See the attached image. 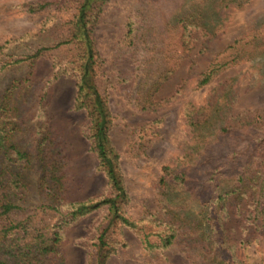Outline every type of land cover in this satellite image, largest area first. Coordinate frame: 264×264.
<instances>
[{
	"label": "rangeland",
	"instance_id": "374dc122",
	"mask_svg": "<svg viewBox=\"0 0 264 264\" xmlns=\"http://www.w3.org/2000/svg\"><path fill=\"white\" fill-rule=\"evenodd\" d=\"M175 3L108 0L101 10L93 11L97 81L113 116L110 138L120 153L131 198L126 210L134 219L150 217L151 213L165 219L170 216L167 212L173 205L164 201L160 187L166 165L191 161L199 165L201 156H207L222 170L236 174L264 136V0L230 6L224 26L214 36L198 30L192 39L183 36L181 26L169 28ZM78 7L77 0H0V46L6 45L5 52L16 57L51 47L69 36L70 20ZM136 14L141 15V22L145 18L142 25L150 36L148 42L137 39L132 43L126 35L131 16ZM77 48L69 45L47 51L32 71L23 67L0 76L3 87L10 77L31 74L38 95H46L44 111L37 114V103L32 102L23 116L30 124L39 114L48 121L65 161V196L70 200L110 193L108 179L90 147L87 112L76 107ZM155 57V62L163 61L175 71L156 94L160 105L145 110L138 80ZM217 66L212 80L201 85L202 75ZM196 170L189 187L194 195L210 179L204 166ZM179 202L178 211L189 203L185 199ZM247 206L246 201L228 204L222 235L235 243L216 256L232 258L234 264H264V237L260 233L254 232V241L241 243L246 227L243 209ZM198 215L194 210L192 223L180 228L175 243L166 250L146 249L136 232L114 227L115 249L108 264H215V253L200 237ZM107 216V208H101L65 230L61 245L65 264H96V243ZM218 240L222 246L223 240Z\"/></svg>",
	"mask_w": 264,
	"mask_h": 264
},
{
	"label": "trees",
	"instance_id": "16d2710c",
	"mask_svg": "<svg viewBox=\"0 0 264 264\" xmlns=\"http://www.w3.org/2000/svg\"><path fill=\"white\" fill-rule=\"evenodd\" d=\"M77 1L78 12L70 20V34L66 39L22 57L5 52L7 46L1 45L0 76L8 70H21L23 67L32 71L36 61L47 51L62 46H78L76 107L87 112L90 147L108 179L110 193L82 200L68 199L65 196V161L48 121L39 114L35 115L37 121L30 124L23 116L32 102L37 103L36 113L44 111L46 95H38L31 74L10 77L3 87L0 83V264H65L61 248L65 230L101 208H107L108 222L98 236L96 264H108L111 250L115 249L113 234L124 227L136 232L146 249L166 250L175 243L180 228L192 223L194 210L199 211L196 225L202 231L200 237L215 253L212 260L215 264H234L232 258L226 260L224 256L220 259L216 256L222 248L232 249L231 245L235 243L230 244L222 235L223 214L230 202L246 201L248 204L247 209H243L246 227L241 243L254 241V232L264 237V136L254 155L243 162V168L236 174L228 169L222 170L214 161L201 155L199 165L192 161L166 165L160 177V187L164 201L173 205V209L167 212L170 216L165 219L151 213L147 218H132L126 210L131 198L120 166V153L110 138L113 116L97 81L98 52L93 11L96 8L101 10L108 0ZM248 1L176 0L169 28L181 26L183 36L191 39L193 32L198 30L214 36L224 26L230 6H242ZM140 16H131L128 24L126 35L132 43L137 39L147 42L150 39L143 31L145 18L142 17L141 22ZM156 59L144 67L138 80L139 91L142 92L140 100L145 110L160 105L156 94L175 71L163 61L160 64L155 62ZM217 72L218 66L208 70L202 75L200 84L209 83ZM199 166L210 171V179L200 193L194 195L189 187ZM180 199L189 203L183 204L178 211V205L182 203ZM117 226L120 228L115 229ZM218 239L223 240L222 246ZM232 251L234 253V249Z\"/></svg>",
	"mask_w": 264,
	"mask_h": 264
}]
</instances>
